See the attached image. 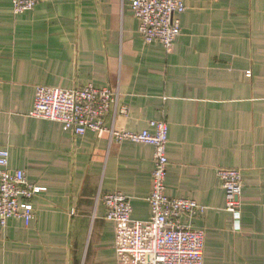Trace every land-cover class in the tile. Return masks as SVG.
I'll list each match as a JSON object with an SVG mask.
<instances>
[{
	"label": "crops",
	"instance_id": "obj_1",
	"mask_svg": "<svg viewBox=\"0 0 264 264\" xmlns=\"http://www.w3.org/2000/svg\"><path fill=\"white\" fill-rule=\"evenodd\" d=\"M182 2L166 52L142 41L127 0H40L22 15L0 0V150L46 188L28 225L12 218L0 230V264H117L106 193L128 197L131 219L149 218L150 145L30 117L35 87L88 84L128 109L109 113L108 128L153 133L166 122L165 194L206 208L182 220L204 233L203 264H264V0ZM218 168L241 172L238 232Z\"/></svg>",
	"mask_w": 264,
	"mask_h": 264
},
{
	"label": "built area",
	"instance_id": "obj_2",
	"mask_svg": "<svg viewBox=\"0 0 264 264\" xmlns=\"http://www.w3.org/2000/svg\"><path fill=\"white\" fill-rule=\"evenodd\" d=\"M13 13L32 11L40 0H11ZM138 20V33L145 44L159 43L169 51L181 34L179 16L185 12L182 0H127ZM249 76V73H247ZM109 113L126 116L128 109L120 106L118 95L110 89H98L88 84L80 88L35 87L30 117L57 122L74 135L86 132L106 134L115 144L132 142L153 148L151 187L146 199L149 218L146 221L130 217L128 197L120 193L101 195L106 210L105 219L114 224L113 249L117 264H203L204 233L184 224V218H194L206 208L195 201L170 198L165 194L168 167L166 155L168 128L165 121L152 123L154 132L138 133L106 127ZM7 149L0 150V230L7 221L21 219L28 225L35 218L32 200L46 191L45 187L27 182L25 173L11 171ZM216 177L225 193L224 211L232 220V229L240 230L241 172L218 168Z\"/></svg>",
	"mask_w": 264,
	"mask_h": 264
}]
</instances>
